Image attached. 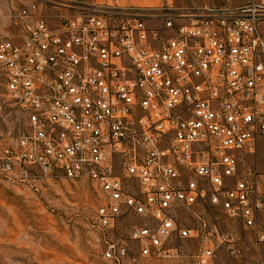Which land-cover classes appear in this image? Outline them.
I'll return each instance as SVG.
<instances>
[{
    "label": "built area",
    "instance_id": "1",
    "mask_svg": "<svg viewBox=\"0 0 264 264\" xmlns=\"http://www.w3.org/2000/svg\"><path fill=\"white\" fill-rule=\"evenodd\" d=\"M7 1L17 31L0 33V77L26 126L0 140V179L30 182L36 169L92 182L116 264L129 242L175 260L197 238L195 264L237 255L217 214L264 242V189L245 162L264 136V0Z\"/></svg>",
    "mask_w": 264,
    "mask_h": 264
},
{
    "label": "rangeland",
    "instance_id": "2",
    "mask_svg": "<svg viewBox=\"0 0 264 264\" xmlns=\"http://www.w3.org/2000/svg\"><path fill=\"white\" fill-rule=\"evenodd\" d=\"M89 1L141 7H190L205 3L238 6L248 0ZM12 13L8 1L0 0V17L9 15L11 19ZM7 27L11 32L17 31L14 23ZM25 126L22 112L6 96L4 80L0 77V140L18 136ZM245 162L246 167L260 174L264 189V136L258 139L255 153L245 154ZM33 172L35 176L30 182L0 179V264H116L105 258L100 233L94 226L100 204L94 184L69 179L61 173L46 175L36 169ZM215 219L223 229L239 237V253L232 255L221 250L215 264H264V242H259L254 232L244 231L220 214ZM130 225L126 221L121 228ZM185 225L199 227L192 217ZM121 234L127 236L128 232L125 229ZM129 245L124 264H195L200 242L197 238L184 240L183 255L175 260L143 257L135 242Z\"/></svg>",
    "mask_w": 264,
    "mask_h": 264
},
{
    "label": "crops",
    "instance_id": "3",
    "mask_svg": "<svg viewBox=\"0 0 264 264\" xmlns=\"http://www.w3.org/2000/svg\"><path fill=\"white\" fill-rule=\"evenodd\" d=\"M9 23H13V19L8 15H4L3 17H0V33H12L10 29L7 27ZM14 33V32H13Z\"/></svg>",
    "mask_w": 264,
    "mask_h": 264
}]
</instances>
